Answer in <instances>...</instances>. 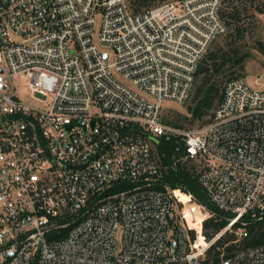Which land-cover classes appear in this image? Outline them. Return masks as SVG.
<instances>
[{
	"label": "built area",
	"instance_id": "built-area-1",
	"mask_svg": "<svg viewBox=\"0 0 264 264\" xmlns=\"http://www.w3.org/2000/svg\"><path fill=\"white\" fill-rule=\"evenodd\" d=\"M222 5L0 0V264H264V244L212 248L264 218V88L229 79L197 125L161 114L226 32ZM179 165L225 220L210 238L215 211L163 181Z\"/></svg>",
	"mask_w": 264,
	"mask_h": 264
},
{
	"label": "trees",
	"instance_id": "trees-1",
	"mask_svg": "<svg viewBox=\"0 0 264 264\" xmlns=\"http://www.w3.org/2000/svg\"><path fill=\"white\" fill-rule=\"evenodd\" d=\"M249 1L253 3L254 0ZM139 5H143V2H139L135 10L139 9ZM254 8L263 12V2L256 4ZM244 10H246L245 7L242 11L236 5H232V0H223L220 15L227 27L225 32L227 38L225 47L220 46L207 53L198 66L194 82V84H196L195 86L193 84V104L189 107V112L193 119L200 120L201 123L209 120L215 107L220 102L225 82L231 78L239 77V75H231L223 85H221L219 81L212 78V72H219L227 63H229V67H238L242 69L244 61L249 55V52L243 51L241 46V41L247 31V27L244 25L241 15ZM256 44L257 49L264 52V44L260 41H257ZM207 114H209V117L204 119L203 117ZM163 120L173 125L183 126L182 124L165 118H163ZM171 147L172 144L169 142L161 143L158 146L160 152H165V156L162 157V163L164 165H167L170 159ZM163 181H167L171 188H180L183 191L191 192L207 209L215 211L213 205L207 200L204 192L198 185L194 172L188 165H179L176 171L169 169L166 171L164 170ZM180 197L183 200H187V196L183 193H180ZM245 220L247 221L245 224L246 234L237 242H233L232 240L235 239L234 233L229 231L225 232L212 246L216 253H218L219 248L222 246L225 253H230L241 247L264 244V218L261 220H249L246 218ZM224 224L225 220L215 211L214 216L206 217L202 221L204 236L210 238L215 232L220 230Z\"/></svg>",
	"mask_w": 264,
	"mask_h": 264
},
{
	"label": "rangeland",
	"instance_id": "rangeland-1",
	"mask_svg": "<svg viewBox=\"0 0 264 264\" xmlns=\"http://www.w3.org/2000/svg\"><path fill=\"white\" fill-rule=\"evenodd\" d=\"M132 9L138 7L139 2H143V5H139V9H144L150 6H154L166 1L173 0H126ZM264 0H254L253 3L249 0H232V5H236L239 9L243 11L244 7L246 10L241 14L243 18L244 25L247 27V31L241 41V46L243 51L249 52V55L244 61L243 68L229 67V63L224 65V67L219 72H212V78L219 81L221 85L229 78L231 75H239L242 77L246 83L255 89L264 88V52L257 49V41L264 44V11L260 12L254 8V6ZM244 15V16H243ZM226 33L220 34L209 46L205 56L217 47L224 46L226 42ZM204 56V57H205ZM17 88H27V82L25 80L19 81L15 80ZM196 84V83H195ZM194 84V86H195ZM193 89L187 98V100L182 104H176L172 101H165L163 103V108L161 114L163 118L171 120L173 122L182 124L183 126H193L201 123L200 120L193 119L189 112V107L193 104ZM23 96L29 98L26 92L21 91ZM209 114L205 115L203 118L207 119ZM192 163L189 162V165Z\"/></svg>",
	"mask_w": 264,
	"mask_h": 264
}]
</instances>
